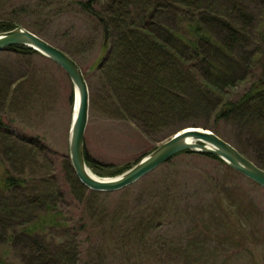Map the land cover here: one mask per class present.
Instances as JSON below:
<instances>
[{"label":"trees","instance_id":"obj_1","mask_svg":"<svg viewBox=\"0 0 264 264\" xmlns=\"http://www.w3.org/2000/svg\"><path fill=\"white\" fill-rule=\"evenodd\" d=\"M74 4L82 13L97 19L102 29L106 25L109 31V45L102 46L95 65L91 67L93 71H102L105 107L118 112L124 120L140 119L149 131L156 134L181 124L194 113L204 111L217 120L233 119L239 124L251 125L264 141V16L254 17L243 0H78ZM53 6L51 4L50 8ZM23 12L32 13L28 6ZM17 26L12 22L0 23V33ZM60 49L74 59L70 51ZM7 51L42 56L27 47L14 46ZM260 73L262 75L257 76ZM28 79L10 86L3 85L2 80L0 82V111L3 112L0 116V138L5 139L4 144L13 142L9 138L27 127V122L12 112L28 111L32 99L42 96L38 87V91L31 89L33 86L28 84ZM90 96L91 105L92 92ZM71 104H74L73 94ZM3 107H6L5 112ZM136 112L143 114L135 117ZM213 129L216 130L215 127ZM214 133L217 134L216 131ZM35 140L33 146L39 153L44 156L45 152L51 154L44 142ZM255 152L258 154L254 159L245 156L264 169V146ZM189 153L227 165L215 155L192 151L179 153L168 162ZM85 159L88 167L101 178L116 177L133 167L108 172L110 167L104 169L100 166L86 148ZM61 162L70 172L66 195L60 194L64 187L58 184L59 179L46 176L49 172L44 164L38 162L33 163L35 169H32L31 177L16 175L9 170L0 174V242L21 245L24 264H76L79 246H83L76 240L83 233L90 234L91 230L80 226L83 217L71 226L60 208L67 205L65 200L71 202L73 194L76 197L74 201L86 202L90 208L97 205L100 196L109 194L84 187L69 156L63 157ZM177 179H168L167 186L163 184L145 196L141 194L139 197H143L136 203L132 197L125 196L112 208H92H98L93 222L101 227L100 243L104 239L112 253L124 255L149 251L162 257L179 247L183 254L191 251V244L184 247L183 242L172 241L171 238L168 241L160 235L171 227L173 218L189 219L195 215L187 200L185 206L174 207L183 197L173 193L176 188L173 180ZM227 202L232 200L227 199ZM58 203L63 207L59 208ZM74 208L80 209L78 206ZM30 211L41 213L36 221L34 219L35 223L19 229L25 214L29 215ZM59 233H63L60 238ZM154 235L159 236L152 239ZM63 237L69 238L67 243H72L73 248L55 254V242H60ZM112 241L114 248L111 247ZM100 243L98 240L90 242L89 251L93 252L95 248L92 257H97L96 247ZM25 249L29 252L26 253ZM0 264L5 263L1 261Z\"/></svg>","mask_w":264,"mask_h":264},{"label":"rangeland","instance_id":"obj_2","mask_svg":"<svg viewBox=\"0 0 264 264\" xmlns=\"http://www.w3.org/2000/svg\"><path fill=\"white\" fill-rule=\"evenodd\" d=\"M76 1L78 0H0V23H16L38 33L59 49L70 51L81 66L93 99L85 134V148L95 162L103 168L110 167L108 172L111 173L126 166H134L145 154L188 127L211 131L215 127L218 136L248 157H256L258 153L255 151L258 147L263 148L264 141L258 137L254 127L239 124L233 119L217 120L200 111L187 117L181 124L156 134L149 131L140 119L124 120L118 112L105 107L102 71L91 69L104 46V32L97 19L79 10L74 4ZM243 2L254 17L264 16V0ZM40 3L43 5L39 8ZM51 4H54L52 8ZM25 6L32 13L25 14ZM261 73L257 76H261ZM27 79L28 84L33 86L31 89L40 90L39 94L42 96L40 100L35 97L32 99L28 111H11L26 121L27 127L17 133L18 137L15 135L9 138L13 142L4 144L5 139L0 138V174L9 170L16 175L31 177L32 169H35L32 167L33 163L38 162L45 165L49 172L46 176L52 175L56 180L59 179L58 184L61 183L64 187L60 194L66 195L69 192L70 182L67 177L70 172L59 161L69 156V136L74 115V104H71L73 85L65 71L46 57L36 54L21 55L7 50L0 52V82L10 86ZM3 108L5 112L6 107ZM140 115L136 112L135 117ZM0 116H3L2 111ZM35 139L44 142L51 154L45 152L44 156L39 153L33 146ZM259 153L262 154L260 151ZM37 177L40 175L35 176ZM173 177H178L173 180L176 186L173 193L183 196L179 202L175 201L174 207L185 206L187 200L195 215L189 219L173 218L171 227L160 232V235L165 236L168 241L171 238L172 241L183 242L184 247L191 244V251L183 254L179 247L174 249L175 252L162 257L149 251L124 255L112 253L113 250L108 248V241L101 239L103 243H100L98 236L102 234L101 227L93 222L98 208H92H112L125 196L132 197L136 203L147 192L154 191L163 184L167 186L168 179ZM221 187L226 189L222 190ZM54 192L59 197L57 190ZM141 194L143 196L139 197ZM71 198V202L65 200L67 205L64 208H60L63 207L60 203L57 204L58 207L66 219L70 220L71 226L74 221L83 217L82 223L78 221L80 226L91 230L90 234L83 233L76 240L79 245L83 243V246H79V252L81 248L83 252L77 253L76 264H264V189L220 161L192 153L184 154L171 162L167 161L134 185L100 196L97 205L93 204L92 208L87 207L86 202L74 201V194ZM227 199L232 202H227ZM74 206L80 209L77 211ZM242 212L245 213L242 215ZM40 213L30 211L29 215L25 214L19 229L26 228L35 218L36 221ZM59 235L60 238L63 233ZM156 236L152 239L157 238ZM68 239L63 237L60 242H55V254L73 248L72 243H67ZM92 240L100 243L96 247L97 257H92L95 248L93 252L89 251ZM59 246L61 248L58 249ZM111 247L114 248L113 241ZM22 248L21 245H4L0 242V262L24 264ZM25 252L29 250L25 249Z\"/></svg>","mask_w":264,"mask_h":264},{"label":"water","instance_id":"obj_3","mask_svg":"<svg viewBox=\"0 0 264 264\" xmlns=\"http://www.w3.org/2000/svg\"><path fill=\"white\" fill-rule=\"evenodd\" d=\"M103 32V45L108 47L109 31L106 25L103 26ZM14 46L27 47L38 52L63 69L70 78L74 89L75 114L69 136V159L78 180L87 189L106 193L124 190L184 151L215 155L231 169L264 189V169L243 155L231 143L205 128L200 130L188 127L177 132L121 175L111 178L96 176L85 159V134L89 121L91 96L81 66L70 55L22 26L0 33V52ZM262 84L264 85V81Z\"/></svg>","mask_w":264,"mask_h":264},{"label":"bare ground","instance_id":"obj_4","mask_svg":"<svg viewBox=\"0 0 264 264\" xmlns=\"http://www.w3.org/2000/svg\"><path fill=\"white\" fill-rule=\"evenodd\" d=\"M76 102V101H75ZM73 114H75V110H73ZM192 128H198V127H190V129ZM200 130L203 129V128H199Z\"/></svg>","mask_w":264,"mask_h":264}]
</instances>
